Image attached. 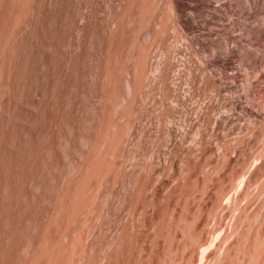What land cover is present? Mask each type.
<instances>
[{
  "label": "rangeland",
  "instance_id": "rangeland-1",
  "mask_svg": "<svg viewBox=\"0 0 264 264\" xmlns=\"http://www.w3.org/2000/svg\"><path fill=\"white\" fill-rule=\"evenodd\" d=\"M0 264H264V0H0Z\"/></svg>",
  "mask_w": 264,
  "mask_h": 264
},
{
  "label": "bare ground",
  "instance_id": "bare-ground-1",
  "mask_svg": "<svg viewBox=\"0 0 264 264\" xmlns=\"http://www.w3.org/2000/svg\"><path fill=\"white\" fill-rule=\"evenodd\" d=\"M246 184V183H245ZM245 187V186H244ZM246 188V187H245Z\"/></svg>",
  "mask_w": 264,
  "mask_h": 264
}]
</instances>
